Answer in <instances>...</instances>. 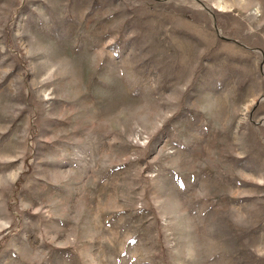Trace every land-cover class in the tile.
Instances as JSON below:
<instances>
[{"label":"rangeland","instance_id":"1","mask_svg":"<svg viewBox=\"0 0 264 264\" xmlns=\"http://www.w3.org/2000/svg\"><path fill=\"white\" fill-rule=\"evenodd\" d=\"M0 264H264V0H0Z\"/></svg>","mask_w":264,"mask_h":264}]
</instances>
